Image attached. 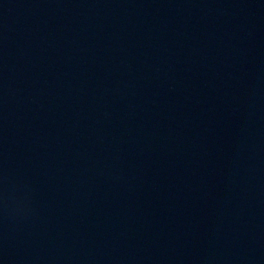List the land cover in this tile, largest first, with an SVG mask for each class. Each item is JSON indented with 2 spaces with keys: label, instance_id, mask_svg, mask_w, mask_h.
<instances>
[{
  "label": "water",
  "instance_id": "1",
  "mask_svg": "<svg viewBox=\"0 0 264 264\" xmlns=\"http://www.w3.org/2000/svg\"><path fill=\"white\" fill-rule=\"evenodd\" d=\"M0 264H264V0H0Z\"/></svg>",
  "mask_w": 264,
  "mask_h": 264
}]
</instances>
